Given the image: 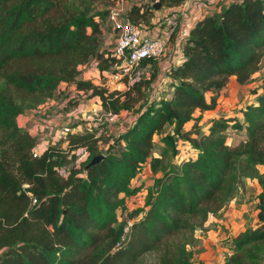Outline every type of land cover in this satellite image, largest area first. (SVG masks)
<instances>
[{
  "label": "trees",
  "instance_id": "trees-1",
  "mask_svg": "<svg viewBox=\"0 0 264 264\" xmlns=\"http://www.w3.org/2000/svg\"><path fill=\"white\" fill-rule=\"evenodd\" d=\"M114 1L0 0V77L10 87L0 89L5 125L0 134V264H142L153 254L151 264H194L193 240L236 197L243 178L256 179L261 188L255 206L259 227L239 236L231 250L264 243V174L256 170L264 167V79L249 92L254 98L241 110L242 121L222 116L209 126L202 123V114L217 108L231 77L244 86L257 72L264 53V0L234 1L197 21L181 44L183 60L165 74L172 95L159 100L149 98L158 79L155 60L143 61L140 69L148 67L149 76L124 91L77 80L91 60L100 74L116 62L111 51L101 50L102 27ZM185 1L132 4L126 19L149 26L155 4L173 9ZM63 86L96 99L97 111L132 113L136 120L103 154L94 133H83L68 134L66 145L58 140L33 158L40 143L15 119L54 99ZM179 141L189 158L146 188L143 207L128 214L133 223L121 242L119 216L127 200L143 190L138 174L145 166L158 172L156 145L174 152ZM80 149L88 157L75 168L72 152ZM98 155L105 159L85 169ZM228 264L238 263L231 258Z\"/></svg>",
  "mask_w": 264,
  "mask_h": 264
},
{
  "label": "crops",
  "instance_id": "crops-1",
  "mask_svg": "<svg viewBox=\"0 0 264 264\" xmlns=\"http://www.w3.org/2000/svg\"><path fill=\"white\" fill-rule=\"evenodd\" d=\"M141 1L142 0H125V4L128 7H130L132 4L145 3L148 0H143V2ZM199 1L201 2L198 5V11L200 15H202V17H206L214 13H217L221 10V8L226 7L228 4L232 2V0H199ZM178 11H179L178 8L167 9L164 7L159 9L158 11H154V17L152 18L150 25L144 26L145 28H147L148 36L154 38L165 34L168 31V28L170 27V22H171L170 15ZM108 25L111 28L109 22ZM110 30L111 31L108 33L106 39L104 37L105 32L103 31L104 41L101 46V50L112 51L114 45V38H113L112 28ZM172 49H173V41L171 44L167 45L166 53L163 55V57L155 60L156 70L154 71V74L158 77L159 80L157 79V82L153 83L154 88L149 92L150 100L168 99L172 95L173 92L172 83L166 77L165 72L168 68L178 65L183 60L182 53H179V55L176 56L172 51ZM92 61L93 63H91ZM86 67H89V72L87 73L92 74V77L96 79L95 81H92V84L96 86H102L100 82L105 78L106 73L100 74V72L97 70V62L95 60H91L87 66L82 68V70ZM144 71H145L144 76H149V68L146 67ZM84 75L85 74H83L81 71V73L77 77V80L85 81ZM106 86L111 91L112 90L124 91L126 89L123 83L116 84L115 87L109 85ZM242 87L244 86H239L238 83L236 82L235 77H231L228 83L226 84L225 88L221 91L219 98L217 100L218 103L222 99V95H226V94L228 95V93L230 95V98L232 97L234 98L236 94L235 99L241 102L245 98V95H243L240 92ZM77 92H80V96L82 95L88 96L87 93H84L82 91H77ZM252 97L254 98V96ZM56 99L57 96H55L54 99L51 101V108L53 107ZM90 101L97 102L96 99L94 98L90 99L89 103ZM246 103L248 102H245L244 106ZM60 106L61 105L57 106V108ZM77 106H78L77 108H79V110L82 111L83 113L87 112L86 110L90 108V105L86 106L84 104H79ZM218 108L219 107L217 104V108L214 111L205 112L202 114L203 116L202 123L205 126H209L210 121L217 118V115H219ZM242 109H239L238 114H230L231 117H229L230 115L228 113H225L228 111H224L221 114H224L222 116L226 118L237 117L239 121H242V116H241ZM59 110L60 108L57 111L54 110L52 114L47 112L46 114L43 115L45 117L43 116L33 117L32 113H27L24 118L22 117L23 118L22 120H24L23 124L24 126L28 127V130L30 131L31 128L35 126L41 127L43 123H47V127H49L48 130L51 129L50 134L58 133L57 129H61L63 126H72V128H75L73 129L74 131H79V129L82 130V128H80L79 126L73 127L77 121L74 119V117L72 118V116H69L68 114L63 115L62 113L59 112ZM125 114L126 113H124V115ZM121 116H123V113L120 115V117ZM133 116H134L133 114L129 115L126 122H124L122 125L123 129H128L130 127V119H132ZM86 117L87 116H85V118ZM119 134L120 133H118V135ZM260 191H261L260 186L256 179L243 178L241 180V183L238 185L236 197L233 200L229 201L223 207V209L218 213L217 216L208 220V223L209 222L214 223V225L211 228L204 230L202 233H199L198 236L196 235V238L202 242L201 244L203 250H201L202 251L201 259L205 262V264H209L206 262V260L211 259L212 256L215 262L220 260L219 258L222 255L226 257L228 249L230 248L228 246H226L225 248H220L221 245L220 241L221 239H223L225 229L233 230L234 232H236L239 228L243 227L246 222L248 221L256 222L255 206H256L257 198L254 197L255 196L257 197ZM224 217H226V219H224ZM204 236L206 237L205 239Z\"/></svg>",
  "mask_w": 264,
  "mask_h": 264
},
{
  "label": "rangeland",
  "instance_id": "rangeland-1",
  "mask_svg": "<svg viewBox=\"0 0 264 264\" xmlns=\"http://www.w3.org/2000/svg\"><path fill=\"white\" fill-rule=\"evenodd\" d=\"M141 2H143V0ZM142 26H144V25H142ZM110 29L111 28L109 27L108 20H107V23H105L104 26L102 27V30L105 32V34H104L105 39L107 38L108 33L111 31ZM91 63H93V61ZM81 71L83 74H85L84 75L85 81H90L92 83V81L96 80L94 77H92V74L87 73V72H89V67H86ZM262 79H264V53L262 55V59H261V62L258 66L257 72L251 77V81L247 82L244 85V87H242L240 90V92L243 95H245V98L241 102H239V101H237V99H235L236 94H235L234 98L233 97L230 98L229 93H228V95L227 94L222 95V99L218 103V107H219L218 108V114L219 115H217V118L222 117V115H224V114H221V113L224 111H228L225 113H228L229 115L230 114H238L239 109H242L244 107L245 102H250L253 100V97H252L251 93H249V92L252 91L253 89L255 90V88L260 84V81ZM100 84H102L103 87L105 86V84L112 86V87L116 86L115 83H111V84L108 83L107 84L105 78L103 80H101ZM0 89H5V90L10 89V87L6 85V82H4L1 77H0ZM76 96L78 98H76ZM89 100L90 99L87 96L77 95L73 90H70V88H61L59 90V95H57V99H56L53 107L52 108L50 107L48 113L52 114V112L54 110L57 111L60 108L59 112L62 113L63 115L68 114L69 116H72V118L74 117V119L77 121L73 127L79 126L80 128H82V130L79 129L80 131L78 132V134L94 133L95 137L98 139L97 150L103 154L106 151L107 147L111 144V142L118 137V133H120V131H121V130L119 131L120 124L123 125V123L126 122V120L128 119L129 115L132 113H126L125 115L123 113V116L118 118L116 120V122H114V123H109L105 120H102V124L98 125V123L95 121L96 113L98 114V112L94 110V109H96V106L94 105L93 101H90V103H89ZM73 101H76V102H73ZM43 102L45 103L46 100ZM71 102H73V103H71ZM79 104H84L86 106L90 105V108L88 110H86L87 112H84L85 113L84 114L82 111L79 110V108H77L78 107L77 105H79ZM59 105H61V106L57 108V106H59ZM37 107L35 106V107L30 108V109H25L20 115H18L16 117V119H15L16 125L21 131H26V129L28 130V127L24 126V124H23L24 120H22V119L25 117V115L27 113L34 112V110ZM100 113H101V111H100ZM39 114L32 113L33 117L37 116ZM98 115H100V114H98ZM85 116H87V117L85 118ZM43 117H45V116H43ZM229 117H231V115ZM94 124H95V127L93 126ZM204 127H205V125H204ZM4 128H5V125L3 124V122H0V134L4 132ZM33 129L38 131V128H33ZM71 129H72V126H71ZM57 130L60 131V129H57ZM43 133L44 132H42L40 134V137ZM36 134H39V133L36 132ZM68 134H70V133H68ZM56 135L58 137L59 133L51 134L49 136V141H53V138H57V137H55ZM62 136L63 135H61V137ZM65 139H67V135L65 136ZM155 139L157 140L158 138L156 137ZM59 140L62 143L65 141L64 139H59ZM46 143H48L47 140H46ZM174 152H175V154H174ZM174 152L171 151L170 149L163 150V146L156 145L154 155L157 157L161 156V164H160V167L158 169V172L152 174L150 172L148 166H145L144 168H142L141 173H139L140 175L138 176L139 179H138L137 185L141 184L143 187V190L140 192L141 194L138 197L133 198L132 200H129L128 206H126L127 207L126 211L121 213L119 216L120 221L128 220L127 219V218H129L128 214L132 213V211H134L136 209L143 207L145 197L147 195V189L146 188H152L153 187V181L157 180L162 175V172H166L168 170L173 169L174 167H177L176 164L179 165L180 161H183V159L185 160V159L189 158V153L187 151V147L181 141L176 142ZM256 170H257V173L259 175L264 174V167H262V166L257 167ZM260 190H261V188H260ZM254 198H257V197L255 196ZM254 215H255V213H254ZM251 217H253V216H251ZM224 219H226V217H224ZM255 219H256V217H255ZM213 225H214V223H210V222L208 223L207 222V224L204 227H202V229L206 230L208 228H211ZM258 227H259V225H257V223L255 221L254 222L248 221L245 223V225L243 227L239 228L236 232H234L233 230L225 229L223 239H221V241H220V244H221L220 248H225L226 246H228L230 248V249H228L226 257H224L222 255L219 258L220 260L215 262V260L212 256L211 259L206 260V262L209 264H228L229 260L231 258H235L236 262L238 264H239V262H240V264H264V243L255 244V245L246 247L244 249H241L239 251L231 250L233 242L239 236H241V235H243L249 231L255 230ZM205 238L206 237L204 236V239ZM177 241L178 240H176L174 244H176ZM201 243H202L201 241H199L197 238H195L193 240L192 247H190L191 254H192L191 262L194 264H205V262L201 259V255H202L201 250H203ZM186 250L189 251V248H187ZM155 259H156V256L154 254L153 255H146L143 258L142 264L154 263Z\"/></svg>",
  "mask_w": 264,
  "mask_h": 264
},
{
  "label": "built area",
  "instance_id": "built-area-1",
  "mask_svg": "<svg viewBox=\"0 0 264 264\" xmlns=\"http://www.w3.org/2000/svg\"><path fill=\"white\" fill-rule=\"evenodd\" d=\"M240 1V0H232ZM201 1L199 0H187L181 6L177 7L179 9L178 12L172 13L170 27L168 31L157 37H149L147 33V28L142 25H134L129 23L126 19V12L130 8L125 4V0H115L113 5L107 9V20L112 28L114 45L112 48L111 57L116 60L115 64L111 67L110 71L106 72V82L107 84L115 83H123L125 87L132 85L136 81L141 80L143 75L145 74L144 67L142 70L140 69V64L146 60H157L166 53L167 45L171 44L173 41V49L172 51L177 56L181 53V44L187 39L189 30L193 27V25L199 21L202 17L198 11V5ZM178 32V33H177ZM171 68V67H170ZM169 71V68L166 70L165 74ZM63 86L61 88H65ZM103 87V86H102ZM108 88L106 85L104 86ZM70 90L72 89L77 95H80V92H77L74 87L68 86ZM76 98H78L76 96ZM53 99H47L45 103L38 106L34 112V114L38 117H42L46 114L50 107L51 101ZM94 103V102H93ZM95 110V109H94ZM97 111V109L95 110ZM101 110L97 111L95 121L98 125L102 124V120H105L109 123H114L120 115H113L111 113H104ZM136 117L133 116L130 119V126L134 124ZM43 126V128H42ZM41 127L35 126L33 128H38V131L31 128V130H27V132L36 137L39 141V148L34 151L32 157L37 158L42 150L48 147L50 144H54V142L59 139H64L63 145L67 144L65 136L70 134H78L80 131H74L71 126H63L60 131H58L59 136L57 135L53 141H49L50 130L47 127V123H43ZM95 127V124L93 125ZM121 130V131H120ZM122 124H120L119 131L123 132ZM38 132L39 134H36ZM44 132L41 137L40 134ZM55 134V133H53ZM61 135H63L61 137ZM59 138V139H58ZM96 138V137H95ZM46 140L48 143H46ZM76 156V161L74 163V167L77 168L81 163H84L88 157V153L84 149H80L78 151L72 152ZM186 160V159H185ZM184 161V159H183ZM182 161H180L181 163ZM67 168L62 169L59 173L61 175H66ZM140 174H138L139 176ZM139 178L137 177V180ZM27 185H23V188H27ZM141 193H136L134 196L127 200L126 206H128L129 200L136 198ZM143 195V194H142ZM32 204L36 203L34 198H31ZM126 211V210H125ZM124 212V211H123ZM122 212V213H123ZM128 220L119 221V223H123V235L120 241L124 240V237L128 233L130 227L132 226L133 220L127 218ZM121 246L120 242H117L115 245V249H119Z\"/></svg>",
  "mask_w": 264,
  "mask_h": 264
},
{
  "label": "water",
  "instance_id": "water-1",
  "mask_svg": "<svg viewBox=\"0 0 264 264\" xmlns=\"http://www.w3.org/2000/svg\"><path fill=\"white\" fill-rule=\"evenodd\" d=\"M160 8V4H155L153 6V9L155 11H158ZM105 159V156L104 155H98V156H95L91 159V161L86 165L85 169H88L90 167H93L95 165H97L99 162L103 161Z\"/></svg>",
  "mask_w": 264,
  "mask_h": 264
}]
</instances>
